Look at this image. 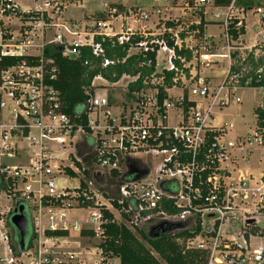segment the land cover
<instances>
[{
  "label": "built area",
  "instance_id": "2783aa9c",
  "mask_svg": "<svg viewBox=\"0 0 264 264\" xmlns=\"http://www.w3.org/2000/svg\"><path fill=\"white\" fill-rule=\"evenodd\" d=\"M219 1L225 0H176L174 9L173 0H149V8L123 10L103 2L100 12L108 18L93 20L85 31L64 21L54 0H0V264H119L100 248L110 223L147 233L160 223H182L189 234L198 230L180 242L205 252L206 264H264V246L254 243L260 235L248 231L249 220L257 226V217H264V174L229 169L235 152L261 149L264 163V128L255 117L251 133L225 141L233 125L215 122L217 112L241 102L237 91L257 89L264 96V5ZM130 20L152 25L133 32L124 25ZM184 20L187 28L202 24L201 34L192 30L198 43L181 33ZM115 21L124 31H114ZM208 23L219 32L207 34ZM94 37L128 44V55L154 52L155 66L163 56L159 80L163 72L173 76L162 96L155 87L133 92L114 110L93 93L85 103L86 131L61 112L56 67L44 51L55 47L75 60L88 48L102 59V69L112 66ZM134 37L139 41L131 43ZM98 81L105 82L98 75L90 86ZM128 167L148 174L133 181L125 176ZM16 204L23 206L30 234L23 251L10 245ZM77 210L87 213L83 219Z\"/></svg>",
  "mask_w": 264,
  "mask_h": 264
},
{
  "label": "trees",
  "instance_id": "16d2710c",
  "mask_svg": "<svg viewBox=\"0 0 264 264\" xmlns=\"http://www.w3.org/2000/svg\"><path fill=\"white\" fill-rule=\"evenodd\" d=\"M227 1L217 2V4H225ZM240 4L246 7L253 5V0H239ZM119 10L121 7L115 5ZM89 20H106L108 16L103 12H95L91 16H85ZM202 24L199 26H192L191 30L199 29L202 32ZM167 26L175 28L174 24H167ZM184 38V34H181ZM164 39L169 47L173 46V42L169 40L168 36ZM139 41L138 37H134L131 43ZM95 43H100L104 50V58L113 60L115 63L112 66L101 68V58H94L91 56L88 48L82 49V56L79 59H67L61 56L55 47H47L44 51L46 58L53 59L56 67V77L53 82L54 88L59 92L62 102L61 112L67 116L72 117L75 121L87 128V114L85 103L89 96L93 95L94 88L90 86L92 79L95 76H100L104 81L110 84L117 83L122 76L134 78L127 85V96L133 92L140 90L157 88L162 96L163 88L171 86L172 74L163 72V79L158 84H152L151 79L160 77L156 75L155 71V53L146 54H132L128 55V44L112 45L108 39L103 41L99 37H94ZM181 56H185L188 60L191 54L188 51L177 52ZM264 86V80L260 84ZM259 85V86H260ZM160 96V97H161ZM162 98V97H161ZM254 114L259 127L264 128V96L262 98L261 107L254 110ZM78 117V118H76ZM207 144L211 141L209 137ZM204 152V148L202 149ZM71 174L69 171H67ZM207 176L204 172L201 174L202 179ZM113 183V179L109 184ZM194 187L197 186V181H194ZM166 211L170 214L177 213L175 208H167ZM111 219V215L107 214ZM248 231L254 235L263 234L264 230L259 229L253 223H249ZM184 224H167L164 227V232H158V237L151 239L147 232L144 231H130L123 225L115 223L108 224L103 231V241L100 243V248L105 257L116 258L119 264H206V254L203 251L196 249H186L184 244L180 242L186 238L194 236L198 228L193 230V233L182 230ZM30 242V234L25 235L23 243L26 247ZM19 238L13 233L10 245L15 251L18 249Z\"/></svg>",
  "mask_w": 264,
  "mask_h": 264
},
{
  "label": "rangeland",
  "instance_id": "374dc122",
  "mask_svg": "<svg viewBox=\"0 0 264 264\" xmlns=\"http://www.w3.org/2000/svg\"><path fill=\"white\" fill-rule=\"evenodd\" d=\"M18 1V0H17ZM109 0H54L53 3H56L58 7L61 9V17L64 21L67 23H73L76 25H85V31L92 30L91 25L93 24V20L86 19L85 16H91L95 12H100L102 10L101 4L103 2H108ZM255 1V0H254ZM253 1V3H254ZM23 6L28 5V3L19 1ZM117 5V3H123L126 5V7L135 6L138 8H149L150 2L149 0H114L112 1ZM258 2H261V5H264V0H258ZM176 0H173L171 3L172 8L175 7ZM156 5H161L159 3V0H157ZM176 15H179V11L173 12ZM208 17V16H207ZM211 18V16H209ZM254 18H248L247 24L248 28L250 29V34H253V30L251 29V25L254 23ZM152 23H156V19L153 18ZM152 23H134L133 21H127L126 24L128 27H130L133 32H139V30L142 27H151ZM189 21L184 20V25H182L183 32L181 33H188L187 38L192 39V43H198L199 36L196 34V32H193L191 30L190 26L187 28ZM125 25V26H126ZM113 28L115 32H119L120 30L124 31L123 29H120V22L115 21L113 22ZM207 34L210 33H217L219 32V29L215 27L213 24H207L206 27ZM160 31L158 30H152L151 33L158 36V33ZM189 41V40H188ZM188 44H191L189 42ZM133 51L130 52L129 55H132ZM157 66V65H156ZM155 66V73L156 75H159L162 71L163 67H165V62L163 61V56L158 57V66ZM134 78L122 76L121 79L114 84H110L105 82H96V86L94 88V94L96 96H102L107 99L108 101V107L111 108L113 106L112 110H114V107H119L121 105H125V103H128L131 99V95L127 96V85L133 81ZM153 84L160 83L159 77H154V79H151ZM237 96L240 98L241 102L237 105L230 106L227 108L222 109L221 111L217 112L215 117V122L217 124H232L233 128L232 130L228 131L225 136V141H233L236 137L246 135L247 133H251L252 130L255 127V114L254 110L260 105L262 93L261 91L257 89H241L237 91ZM111 110V109H110ZM117 110V109H116ZM242 153L235 152L234 154L237 155L236 163L235 164H229V169H237L240 172H243L245 174H251L252 176L258 178L261 175L264 174V163L262 161H259V155L261 153V149H256L251 153H244V155H247L246 159H242L240 157ZM7 164L11 165L13 164V161L8 160L6 161ZM235 174V172H233ZM72 183L69 182V185ZM85 214H87L85 211L77 210L75 212V216L79 219H83L85 217ZM257 226L259 229L264 230V217L258 216L257 217ZM28 232H26V235ZM260 242L264 246V232L260 236V238L255 239L254 243ZM71 246L69 245H63V249H69Z\"/></svg>",
  "mask_w": 264,
  "mask_h": 264
},
{
  "label": "water",
  "instance_id": "95a60500",
  "mask_svg": "<svg viewBox=\"0 0 264 264\" xmlns=\"http://www.w3.org/2000/svg\"><path fill=\"white\" fill-rule=\"evenodd\" d=\"M148 174V171L146 169H133L131 167H128V171L125 174V176L130 177L132 176L133 181H137L144 176ZM10 225L13 228V233L16 234L19 238V244H18V249L19 251L24 250V237L26 235V218L23 214V206L16 204L14 207L12 214L9 218ZM253 220H249L248 223H252ZM167 223H160L152 228L149 229L148 231V236L151 239H155L158 237V232L163 233L164 232V227L166 226Z\"/></svg>",
  "mask_w": 264,
  "mask_h": 264
},
{
  "label": "crops",
  "instance_id": "0c3cea01",
  "mask_svg": "<svg viewBox=\"0 0 264 264\" xmlns=\"http://www.w3.org/2000/svg\"><path fill=\"white\" fill-rule=\"evenodd\" d=\"M112 1L114 0H109L108 2H111L113 3ZM255 3H261V2H258V0H255ZM117 5H119L121 7V10H123L124 8H127L125 4H123L122 2L121 3H117Z\"/></svg>",
  "mask_w": 264,
  "mask_h": 264
}]
</instances>
